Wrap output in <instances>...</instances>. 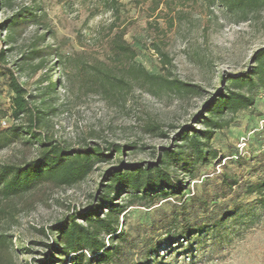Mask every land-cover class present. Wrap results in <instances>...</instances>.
Here are the masks:
<instances>
[{
	"label": "rangeland",
	"instance_id": "rangeland-1",
	"mask_svg": "<svg viewBox=\"0 0 264 264\" xmlns=\"http://www.w3.org/2000/svg\"><path fill=\"white\" fill-rule=\"evenodd\" d=\"M116 1L118 12L103 0L1 1V24L22 9L27 15L5 48L29 91L28 101L41 114L40 135L34 138L28 115L12 117L13 93L0 78V163L23 166L38 159L43 137L68 150L111 143L127 148L106 151L108 160L96 162L85 180L72 185L42 179L10 196L0 186V264H62L50 247L59 238L53 228L72 216L84 223L82 215L96 206L101 215L107 213L101 198L112 168L165 159L164 167L186 196L215 172L258 177L250 167L235 170L226 156L237 153L245 136L246 157L264 154V130L252 132L264 114V76L253 73L255 53L264 47V2L230 8L225 0ZM118 30L136 49L133 60L118 61L109 51ZM6 34L1 32L3 38ZM138 65L157 79L131 70ZM243 74H251L253 82L234 84L231 78ZM174 80L185 86L169 84ZM228 90L251 94L255 102L236 114L214 116L228 123L211 128V140L202 137L206 154L218 152L205 161L188 141L178 139L188 129H208L203 117L210 102ZM170 147L181 153L177 159L165 157ZM112 195L122 205L130 198L120 187ZM174 199L125 209L120 229L136 246L126 260L111 264H134L147 244L163 239L164 232L154 234L153 228ZM253 201L249 197L244 214L222 227L162 245L148 264H264V211Z\"/></svg>",
	"mask_w": 264,
	"mask_h": 264
},
{
	"label": "trees",
	"instance_id": "trees-1",
	"mask_svg": "<svg viewBox=\"0 0 264 264\" xmlns=\"http://www.w3.org/2000/svg\"><path fill=\"white\" fill-rule=\"evenodd\" d=\"M0 0V8L1 7ZM230 8L254 6L264 0H225ZM103 3L112 10L119 11L116 0H103ZM24 10L15 12L9 19L0 23V78L13 93L12 117L20 119L28 115L27 128L34 134V138L40 135V110L27 99L28 89L21 83L16 70L8 61L9 49L5 46L14 40L16 28L26 21ZM6 31L3 38L1 32ZM108 49L114 59L133 60L136 49L127 41L126 33L118 30L110 40ZM34 53L37 50L33 51ZM258 65L254 74L264 76V47L255 53ZM135 73L148 75L151 79H157L156 75L147 73L144 67L138 65L132 67ZM234 84L244 86L253 82L251 74L233 76ZM168 79H166L167 81ZM122 82V80H119ZM169 84L185 86L181 81H168ZM2 83V84H3ZM113 85L112 82H109ZM115 85V84H114ZM0 83V89H1ZM255 102L253 95L238 90L222 92L217 99L210 102L204 123L208 129L196 131L188 129L178 141L186 140L197 152L200 158L209 160V155L217 158L218 152H204L202 137L211 140L215 128H222L227 121H215L214 116L226 112L236 114L242 109L251 107ZM260 120V127L252 130L259 133L264 130ZM211 128H214L213 130ZM20 130V128H15ZM256 133V134H257ZM44 150L41 157L28 162L26 165L1 164L0 186L6 196L16 195L28 190L33 183L42 179L54 180L60 184L72 185L83 181L93 170L96 162H105L111 156L106 153H123L127 146L111 143L105 148L101 145L88 144L84 147L68 150L62 143L41 138ZM248 145V137H247ZM246 145V146H247ZM165 157L177 159L181 153L173 148L164 150ZM245 151L237 148L235 155L226 156L229 163L237 171L250 167L252 175L257 174L256 179L244 178L237 173L227 170L208 175L202 181L200 190L189 192L186 196L182 188L175 182L172 174L164 167L165 159L156 163L141 164L131 163L110 169L106 173V192L101 198L102 204H106L107 213L101 215L100 207H93L89 214L82 215L84 223L79 222L74 216L59 222L53 229L59 234L58 240L50 247L56 252L62 264H111L121 263L126 260L135 249L134 240H129L127 232L120 229V215L128 206L141 205L152 207L159 200H166L175 196L169 211H162L158 225L153 228L154 234L164 232L163 239H154L142 249L141 259L134 264H148L153 256L157 255L162 245L178 244L184 242L196 234L207 232L210 229L222 227L230 218L240 217L244 214L246 200L253 197L259 208L264 211V154L257 157H246ZM222 164V161H219ZM225 167V164H223ZM117 187L130 194L129 201L122 205L113 197ZM246 198V200H245Z\"/></svg>",
	"mask_w": 264,
	"mask_h": 264
},
{
	"label": "built area",
	"instance_id": "built-area-1",
	"mask_svg": "<svg viewBox=\"0 0 264 264\" xmlns=\"http://www.w3.org/2000/svg\"><path fill=\"white\" fill-rule=\"evenodd\" d=\"M261 125H264V120L261 121ZM247 145V137H243V139L241 140V143L239 145V149L242 151Z\"/></svg>",
	"mask_w": 264,
	"mask_h": 264
}]
</instances>
